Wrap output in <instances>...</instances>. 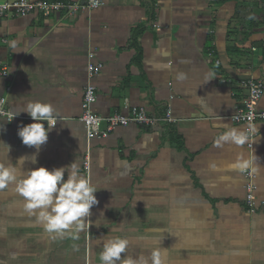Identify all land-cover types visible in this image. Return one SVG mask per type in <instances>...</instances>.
<instances>
[{
  "label": "crops",
  "instance_id": "crops-1",
  "mask_svg": "<svg viewBox=\"0 0 264 264\" xmlns=\"http://www.w3.org/2000/svg\"><path fill=\"white\" fill-rule=\"evenodd\" d=\"M91 51L104 64L92 81L102 131L133 108L163 117L172 107L174 123L131 124L96 138L87 175L80 117ZM3 66L10 77H0V94L12 113L39 101L58 119L38 162L24 168L75 161L99 203L89 231L53 238L25 212L14 185L0 190V264H101L104 241L117 236L129 240L122 257L159 251L161 264H264V208L248 211L244 172L230 168L251 160L264 201V122L243 146L214 145L228 128L246 131L232 121L248 96L241 83L264 80V0H106L74 18L9 15L0 19ZM33 122L26 113L0 119V163L36 153L17 135Z\"/></svg>",
  "mask_w": 264,
  "mask_h": 264
},
{
  "label": "clouds",
  "instance_id": "clouds-1",
  "mask_svg": "<svg viewBox=\"0 0 264 264\" xmlns=\"http://www.w3.org/2000/svg\"><path fill=\"white\" fill-rule=\"evenodd\" d=\"M21 113H26L34 122L20 126L17 135L23 145L35 148L36 153L18 158L15 164L0 163V190L14 185L15 193L23 198L25 212L34 216L46 233L53 238L68 236L76 240L81 232L89 231L91 210L99 203L95 195L97 189L87 176L81 175L75 161L59 168L38 167L26 170V163L38 162L37 154L48 142L49 133L56 128L58 119L52 104L36 101L23 105L20 112L14 111L8 121L11 122ZM247 142L249 136L246 131L228 128L216 137L214 145L218 148L225 145L239 147ZM6 147L9 153L11 148L8 145ZM251 167L252 161L244 158H238L230 165V168L239 172ZM128 246L129 240L123 237L106 239L99 253L101 264H161L159 251H153L150 256L122 257Z\"/></svg>",
  "mask_w": 264,
  "mask_h": 264
},
{
  "label": "built area",
  "instance_id": "built-area-1",
  "mask_svg": "<svg viewBox=\"0 0 264 264\" xmlns=\"http://www.w3.org/2000/svg\"><path fill=\"white\" fill-rule=\"evenodd\" d=\"M106 0H85L84 2H62L46 0H16L0 4V19L9 15L22 17L38 15L43 19H49L54 16H63L65 18H74L85 10H95L101 8ZM218 2L220 0H212ZM95 51L88 55V73L90 82L84 89L82 100V114L80 122L85 128L87 152L83 163V169L87 175L91 170V147L92 141L98 137L107 138L118 128L128 127L136 124L140 127L156 128L163 124L174 123L172 107H168L163 117L149 116L143 108H133L131 115L115 114L107 119L108 128L101 130L103 119L98 116L93 107L97 103V88L92 81L103 71L104 64L97 61ZM0 77H10V69L7 66L0 68ZM241 87L248 92L245 102L235 109L232 121L237 125L245 127L246 132L252 139L254 136V127L259 122H264V111L259 110V104L264 97V80L250 78L241 83ZM129 106L127 105V109ZM12 112L7 108L6 96L0 94V119L8 121ZM17 119V117L15 118ZM14 119V120H15ZM12 120V121H14ZM11 121V122H12ZM9 122V121H8ZM244 180L246 181V199L245 204L250 213H256L258 208H264V201H258L257 198V174L253 168L244 171Z\"/></svg>",
  "mask_w": 264,
  "mask_h": 264
},
{
  "label": "water",
  "instance_id": "water-1",
  "mask_svg": "<svg viewBox=\"0 0 264 264\" xmlns=\"http://www.w3.org/2000/svg\"><path fill=\"white\" fill-rule=\"evenodd\" d=\"M85 0H83V2H84Z\"/></svg>",
  "mask_w": 264,
  "mask_h": 264
}]
</instances>
